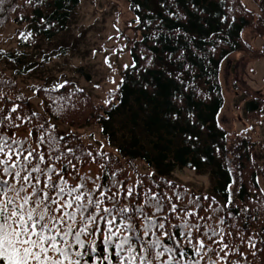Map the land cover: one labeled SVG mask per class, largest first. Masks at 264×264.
<instances>
[{"label": "trees", "instance_id": "trees-1", "mask_svg": "<svg viewBox=\"0 0 264 264\" xmlns=\"http://www.w3.org/2000/svg\"><path fill=\"white\" fill-rule=\"evenodd\" d=\"M127 1L132 62L102 102L66 80L34 89L36 111L0 65V264H264V160L219 121L224 63L264 59L250 37L264 41V0ZM79 4L0 0V30L27 25L0 61L32 70L23 48ZM95 126L103 145L85 139ZM177 167L211 170L212 190L189 191Z\"/></svg>", "mask_w": 264, "mask_h": 264}, {"label": "rangeland", "instance_id": "rangeland-1", "mask_svg": "<svg viewBox=\"0 0 264 264\" xmlns=\"http://www.w3.org/2000/svg\"><path fill=\"white\" fill-rule=\"evenodd\" d=\"M251 6L258 9L253 1ZM133 18L127 0H80L64 32L53 40L41 38L33 46L23 48L35 61L32 70L20 72L21 65L4 60L0 65L18 81L36 111L43 109V102L35 96L34 89L40 85L60 86L66 80L76 81L96 102H102L109 91L118 88L121 70L132 62L128 44L133 36ZM26 28V24L15 22L2 28L0 50L17 49L20 34ZM250 37L256 47L264 49V41ZM244 55L232 54L222 67L226 101L219 121L230 131L251 135L256 142L252 156L261 162L264 160V106L260 111H251L246 104L252 97H263L264 59H237ZM85 139L103 145L96 126ZM139 165L142 171L152 169L144 162ZM170 178L199 195L209 193L213 186L211 170L200 172L192 167H177ZM258 180L264 193V178Z\"/></svg>", "mask_w": 264, "mask_h": 264}]
</instances>
